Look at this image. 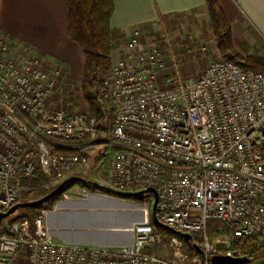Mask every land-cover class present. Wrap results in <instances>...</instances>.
I'll return each instance as SVG.
<instances>
[{"label": "built area", "instance_id": "2783aa9c", "mask_svg": "<svg viewBox=\"0 0 264 264\" xmlns=\"http://www.w3.org/2000/svg\"><path fill=\"white\" fill-rule=\"evenodd\" d=\"M140 38L133 30L106 69L94 94L100 121L52 108L54 79L42 57L0 38V212L37 169L54 184L82 167L79 176L96 172L114 192L157 194L122 228L128 242L86 245L58 238L48 215L70 199L109 194L70 185L31 221L0 227V264L21 252L28 264H211V255L245 256L243 240L264 239V73L217 58L196 77L167 75L162 48ZM95 145L107 150L91 165ZM153 211L198 240L165 238ZM209 222L230 232L212 240Z\"/></svg>", "mask_w": 264, "mask_h": 264}, {"label": "crops", "instance_id": "0c3cea01", "mask_svg": "<svg viewBox=\"0 0 264 264\" xmlns=\"http://www.w3.org/2000/svg\"><path fill=\"white\" fill-rule=\"evenodd\" d=\"M216 2L231 29L236 50L239 34H246L251 42H264V0ZM112 5L109 27L114 48L133 30L140 32L144 42L146 35L156 29H176L174 34L180 29L182 33L183 29H211L205 0H112ZM67 25L65 0H0V38L16 49L26 47L31 54L64 63L71 76L79 80L84 72V57L78 45L68 38ZM85 200L89 203L96 199ZM80 205L78 199L61 203L48 215V226L64 241L103 245L94 242L91 232H105V222H96L90 215L70 216ZM92 208L87 206V210ZM8 264H28L25 253L12 257Z\"/></svg>", "mask_w": 264, "mask_h": 264}, {"label": "rangeland", "instance_id": "374dc122", "mask_svg": "<svg viewBox=\"0 0 264 264\" xmlns=\"http://www.w3.org/2000/svg\"><path fill=\"white\" fill-rule=\"evenodd\" d=\"M175 30L176 29L152 30L146 35L144 42L142 41L144 45L153 42L162 48L165 56V74L177 73L182 78L196 77L212 59L224 58L216 49L212 29H196V32L190 29H183V33L180 29L178 33L174 34ZM128 39L129 38H125L124 41L117 42L116 45L114 43L116 46L115 48L110 42V63L114 61L118 50ZM236 42L239 48L238 50L234 48L231 37L232 47L239 54L243 56L257 55L264 58V42H251L246 34H239L236 38ZM41 59L44 61L45 67L54 79V87L49 97V103L52 108H61L73 112H89V104L85 100L81 90L82 75L84 72H82L81 79L75 80L71 76L68 66L64 63L51 59ZM105 72L106 70L97 75V82L94 87L97 93L100 90L101 80ZM160 83L163 84L164 82L162 83V80H160ZM94 93L93 89V97ZM106 150V146L95 145L92 147V149L87 152L91 160V165H93L94 161L104 154ZM81 170L82 167L77 168L74 174L79 175ZM84 176L86 179L95 182L101 181V175L96 172L91 173L88 170L87 174ZM35 177L36 176L25 181L23 196L30 193L32 181ZM42 186L50 191L55 184L47 180ZM74 190L80 191L77 187H75ZM90 197L96 200L87 203L85 199ZM85 199H78V201H81V207L80 209L75 208L77 210L74 209V211L70 212V216L82 217L90 215L96 222H105V232L104 230H94L91 232V236L95 238L93 239L94 242H99L103 245L117 246L129 241L128 232L123 231L122 228H128L132 222L140 220L142 214H144V211L142 213V206L145 204H152L153 197L150 192H147L140 200L132 198L121 199L109 195L104 196L102 192H97L92 195L90 194ZM88 205L89 207H93L91 209L92 211L87 210ZM36 212L37 211H34V209H18L12 215L3 219L0 222V227L6 229L9 223L20 218H26L30 221ZM158 232L165 238L173 234L171 231L164 228L158 229ZM174 234L179 235L184 240L191 239L190 234L178 230H176Z\"/></svg>", "mask_w": 264, "mask_h": 264}, {"label": "trees", "instance_id": "16d2710c", "mask_svg": "<svg viewBox=\"0 0 264 264\" xmlns=\"http://www.w3.org/2000/svg\"><path fill=\"white\" fill-rule=\"evenodd\" d=\"M205 2L208 8L210 25L218 53L242 68L254 69L264 73L263 57L257 55L243 56L233 49L230 28L216 0H205ZM65 4L68 23L67 36L78 45L84 56V74L81 82L82 94L89 104V113L95 115L98 121H100L102 114L95 98L92 96V90L94 89V94H96L94 87L97 82V75L105 71L110 65L111 41L109 19L113 11L112 0H65ZM34 176L36 177L32 181L30 193L22 196L18 202L35 200L49 192L42 186L49 179L38 169L31 178ZM73 184L82 185L91 191L97 190L94 187L78 182H70L65 188ZM103 192L113 197L122 198L115 193ZM59 195L60 193L38 207L28 209L37 211L42 208H49ZM158 229H162V227L158 226ZM207 232L209 238L213 240L218 236L229 233L230 230L222 228L217 223L209 222ZM191 238L195 241L198 240L197 236H192ZM241 247L244 250V255L250 261L264 258V239L256 237L245 239L242 241Z\"/></svg>", "mask_w": 264, "mask_h": 264}, {"label": "water", "instance_id": "95a60500", "mask_svg": "<svg viewBox=\"0 0 264 264\" xmlns=\"http://www.w3.org/2000/svg\"><path fill=\"white\" fill-rule=\"evenodd\" d=\"M70 182H78L80 184H85V185H89L91 187H94L97 190H103L106 192L115 193V194L121 196L122 197L121 199L132 198V199L140 200L144 196V194L147 192H151L153 194L155 200L157 197L156 191L152 187L146 188V189L139 191V192H114V191L110 190L109 188L104 187L101 184H99L93 180L86 179V178L79 176V175H70V176L66 177L65 179H63L61 182H59L54 188H52L49 192H47L42 197L35 199V200L15 203L6 211L0 212V222L3 219L12 215L18 209L33 208V207H38V206L44 204L45 202H47L48 200H50L54 196L61 193L64 190L65 186ZM154 205H155V203H154ZM154 205H153V209H154ZM153 220L160 227L167 229V230L171 231L172 233H174L176 231V230L158 222L157 219L155 218L154 211H153ZM195 249L199 252L197 247H195ZM209 260H210L211 264H247L248 262H250V259L247 256L229 257V256H225V255H211Z\"/></svg>", "mask_w": 264, "mask_h": 264}]
</instances>
